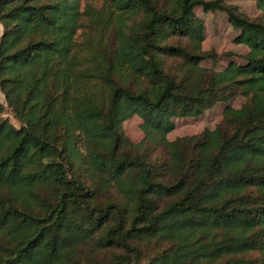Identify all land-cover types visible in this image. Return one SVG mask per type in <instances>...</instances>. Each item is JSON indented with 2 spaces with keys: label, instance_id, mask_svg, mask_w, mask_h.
<instances>
[{
  "label": "trees",
  "instance_id": "obj_1",
  "mask_svg": "<svg viewBox=\"0 0 264 264\" xmlns=\"http://www.w3.org/2000/svg\"><path fill=\"white\" fill-rule=\"evenodd\" d=\"M81 1L0 0V90L19 123L0 116V264H264V20L222 0ZM196 7L226 13L244 64L201 66L218 57ZM71 12L61 54L56 14ZM83 16L96 36L81 50ZM237 96L215 129L167 139Z\"/></svg>",
  "mask_w": 264,
  "mask_h": 264
},
{
  "label": "rangeland",
  "instance_id": "obj_2",
  "mask_svg": "<svg viewBox=\"0 0 264 264\" xmlns=\"http://www.w3.org/2000/svg\"><path fill=\"white\" fill-rule=\"evenodd\" d=\"M55 2H62V0H53ZM214 1V0H205ZM225 5L235 7L241 15L249 19H263L264 11L259 5V0H222ZM98 10L100 8V3L93 0H82L80 2V12L83 13L85 9ZM196 16L200 18L204 23V40L202 43V50L204 52L215 54L218 58L216 63L211 61H205L201 63L202 67L209 70L222 71L227 67L230 62L236 64H244V56L249 52L248 48L237 42L240 32L233 29L229 24L228 16L226 13L221 11L215 12H205L201 7H196L194 10ZM56 18L64 23V29L58 32V48L61 49V54H66L67 42L65 37L73 30L75 13L71 12L68 14L58 13ZM87 16H83L80 22H83L84 28L79 29L76 33V43L83 50L86 47V42L88 37L94 38L96 36L95 32L88 34L90 30L87 29ZM46 30H52L51 28L44 26L42 24L33 27H27V32L33 35L41 34ZM3 28L0 25V36L2 34ZM185 44V43H183ZM85 51V50H84ZM181 64L180 60L167 61V65L176 70ZM246 99L242 96H237L231 101L225 104H217L210 110H206L202 115L199 116H188L181 117L174 120L175 129L167 135L169 141H174L178 138L199 135L205 130H213L217 125H219L223 118V111L226 106L238 109L244 103ZM0 105H2V111L0 116L2 118L8 119L9 122L19 127V123L13 117L11 110L7 107L3 93L0 90ZM65 122L67 118L63 119ZM68 122V121H67ZM65 125V123H63ZM141 119L137 115H133L131 118L127 119L123 123V131L126 137L134 144L141 142L144 138V134L140 128ZM67 128V127H66ZM67 132L69 128L65 129ZM83 241L78 239L73 245H82ZM156 252V248L150 249L148 255L152 256ZM107 254V253H106ZM0 255H3L0 252ZM58 264H74L73 260L70 259L68 252L65 253L63 259L59 261Z\"/></svg>",
  "mask_w": 264,
  "mask_h": 264
}]
</instances>
